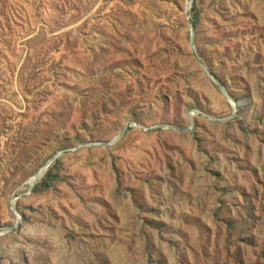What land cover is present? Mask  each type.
<instances>
[{"label":"rangeland","instance_id":"1","mask_svg":"<svg viewBox=\"0 0 264 264\" xmlns=\"http://www.w3.org/2000/svg\"><path fill=\"white\" fill-rule=\"evenodd\" d=\"M0 264H264V0H0Z\"/></svg>","mask_w":264,"mask_h":264},{"label":"water","instance_id":"2","mask_svg":"<svg viewBox=\"0 0 264 264\" xmlns=\"http://www.w3.org/2000/svg\"><path fill=\"white\" fill-rule=\"evenodd\" d=\"M117 138H118V135L117 136H115V137H113L112 138V140L110 141V143H108V144H95V145H103V146H105V147H108V146H110L111 144H113L116 140H117ZM71 150H74V149H71ZM49 167V162L33 177L34 178V181L33 182H30V180L32 179H30L29 180V183H30V187L34 184V182L38 179V178H40L42 175H43V173L45 172V170L47 169Z\"/></svg>","mask_w":264,"mask_h":264}]
</instances>
